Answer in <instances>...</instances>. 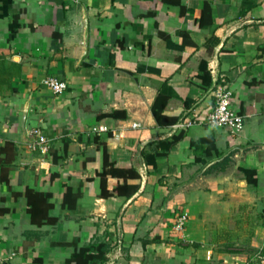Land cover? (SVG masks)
Wrapping results in <instances>:
<instances>
[{
  "label": "crops",
  "instance_id": "0c3cea01",
  "mask_svg": "<svg viewBox=\"0 0 264 264\" xmlns=\"http://www.w3.org/2000/svg\"><path fill=\"white\" fill-rule=\"evenodd\" d=\"M220 89L240 136L175 127ZM0 138L8 264H67L94 238L105 264H239L231 245L264 238V0H0Z\"/></svg>",
  "mask_w": 264,
  "mask_h": 264
},
{
  "label": "built area",
  "instance_id": "2783aa9c",
  "mask_svg": "<svg viewBox=\"0 0 264 264\" xmlns=\"http://www.w3.org/2000/svg\"><path fill=\"white\" fill-rule=\"evenodd\" d=\"M70 4H75L77 0H65ZM43 85L53 94L60 95L67 89V83L55 77H46L43 80ZM138 125L133 124L132 128ZM203 126L207 128H219L229 131L232 137L240 136L244 128L243 117L234 109L231 95L228 91L223 89L215 93V102L206 111L205 115L192 114L176 124L179 130H187L191 127ZM109 129L104 126H98L91 129V133L100 134L107 133ZM31 141L27 148L32 153H38L42 156L48 154L50 150V143L48 138L39 129H32L28 133ZM1 143V138H0ZM188 220V215L182 213L177 217L174 225L176 232H181ZM0 264H8L7 259L0 255Z\"/></svg>",
  "mask_w": 264,
  "mask_h": 264
},
{
  "label": "trees",
  "instance_id": "16d2710c",
  "mask_svg": "<svg viewBox=\"0 0 264 264\" xmlns=\"http://www.w3.org/2000/svg\"><path fill=\"white\" fill-rule=\"evenodd\" d=\"M169 121L171 123L176 122V120L174 119ZM180 138L181 136L175 137L172 141V144L178 142ZM104 164H107V159L104 160ZM131 189L133 192H136L137 188L131 187ZM101 191H102V196L104 197H108L111 195V193H109L106 189L105 176L103 174L101 180ZM116 191L118 193L120 192L119 189H117ZM78 196H79L78 194L73 195L70 190H67L65 194L64 202L68 203L70 207H73ZM72 246L74 247V252L68 259H66L67 264H105L108 261L107 255L110 252L111 248L113 247L112 243H110L109 241H102L99 240L98 238H94L86 246L77 247L76 242H73ZM260 256L264 257V246L260 252Z\"/></svg>",
  "mask_w": 264,
  "mask_h": 264
},
{
  "label": "rangeland",
  "instance_id": "374dc122",
  "mask_svg": "<svg viewBox=\"0 0 264 264\" xmlns=\"http://www.w3.org/2000/svg\"><path fill=\"white\" fill-rule=\"evenodd\" d=\"M255 236L254 230L252 229V237ZM262 239V240H261ZM257 240H251L239 242L235 245H231V249L237 253L240 254V262L239 264H252V263H259L264 264V257L260 256V252L264 246V238Z\"/></svg>",
  "mask_w": 264,
  "mask_h": 264
}]
</instances>
